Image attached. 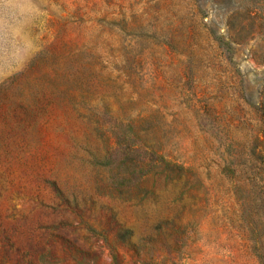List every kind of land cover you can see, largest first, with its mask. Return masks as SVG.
<instances>
[{
	"label": "rangeland",
	"instance_id": "374dc122",
	"mask_svg": "<svg viewBox=\"0 0 264 264\" xmlns=\"http://www.w3.org/2000/svg\"><path fill=\"white\" fill-rule=\"evenodd\" d=\"M0 264H264V0H0Z\"/></svg>",
	"mask_w": 264,
	"mask_h": 264
}]
</instances>
